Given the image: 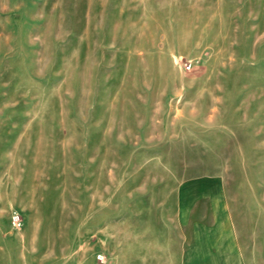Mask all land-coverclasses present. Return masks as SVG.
I'll use <instances>...</instances> for the list:
<instances>
[{
  "label": "rangeland",
  "instance_id": "374dc122",
  "mask_svg": "<svg viewBox=\"0 0 264 264\" xmlns=\"http://www.w3.org/2000/svg\"><path fill=\"white\" fill-rule=\"evenodd\" d=\"M0 264H264V0H0Z\"/></svg>",
  "mask_w": 264,
  "mask_h": 264
},
{
  "label": "built area",
  "instance_id": "2783aa9c",
  "mask_svg": "<svg viewBox=\"0 0 264 264\" xmlns=\"http://www.w3.org/2000/svg\"><path fill=\"white\" fill-rule=\"evenodd\" d=\"M19 219H20V216H19V215H15V216H14V221H15V222H19Z\"/></svg>",
  "mask_w": 264,
  "mask_h": 264
}]
</instances>
